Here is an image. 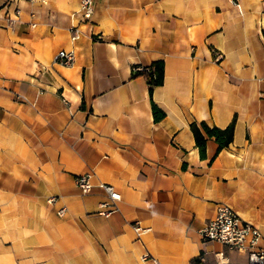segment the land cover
Returning a JSON list of instances; mask_svg holds the SVG:
<instances>
[{
  "label": "crops",
  "instance_id": "crops-1",
  "mask_svg": "<svg viewBox=\"0 0 264 264\" xmlns=\"http://www.w3.org/2000/svg\"><path fill=\"white\" fill-rule=\"evenodd\" d=\"M91 1L86 20L81 0H0V264H214L218 251L243 264L198 231L225 204L264 249V0ZM157 61L158 122L131 77ZM233 118L229 146L208 140L201 159L190 124ZM100 184L120 194L109 216Z\"/></svg>",
  "mask_w": 264,
  "mask_h": 264
},
{
  "label": "built area",
  "instance_id": "built-area-1",
  "mask_svg": "<svg viewBox=\"0 0 264 264\" xmlns=\"http://www.w3.org/2000/svg\"><path fill=\"white\" fill-rule=\"evenodd\" d=\"M16 0H12L14 3ZM235 2L237 6V2ZM81 14L86 20L90 19L93 14V3L91 0H81ZM20 10L15 7L7 16V26L12 27L19 22ZM34 26L33 24L31 25ZM80 33L77 28L70 29L71 40L78 39ZM213 55L218 59L220 54L213 50ZM75 60V55L72 51L60 50L55 62L63 66H71ZM152 70L151 66L136 67L134 71L149 73ZM18 99L25 101L21 96H16ZM66 103V101H65ZM75 184L82 193H88L92 189L89 182V175L84 174L75 178ZM100 189L107 195V199L99 203L98 214L101 216H109L117 211L116 203L120 200V194L107 184H100ZM56 198L50 197L47 199L49 204L54 203ZM66 209L61 207L58 210L60 216H64ZM132 227L140 236L149 231V228H143L138 222L132 224ZM199 237L203 243H218L228 252H234L245 257L243 264H264V249L259 246L262 239L259 230L252 224L244 221L230 206L219 204L216 207L215 215L212 219L206 221L198 231ZM214 264H241L232 262L223 251L214 253ZM143 262L150 261L156 263V260L149 254L144 253L141 256Z\"/></svg>",
  "mask_w": 264,
  "mask_h": 264
},
{
  "label": "trees",
  "instance_id": "trees-1",
  "mask_svg": "<svg viewBox=\"0 0 264 264\" xmlns=\"http://www.w3.org/2000/svg\"><path fill=\"white\" fill-rule=\"evenodd\" d=\"M152 70L149 73L141 71H132L131 77H143L149 87V95L151 99V110L154 121H161L165 114L164 112L152 101V91L154 87L161 86L164 79V65L162 61L152 63ZM235 127V119L233 118L230 124L225 128H218L209 125L206 122L191 123L190 130L193 134L195 146L197 148L199 157L205 158V147L208 140H213L217 144L216 153L229 146L233 140V132Z\"/></svg>",
  "mask_w": 264,
  "mask_h": 264
}]
</instances>
